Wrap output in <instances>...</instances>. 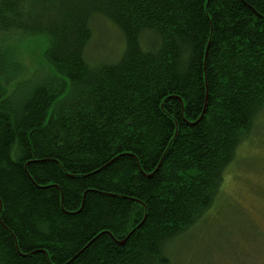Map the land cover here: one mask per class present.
Instances as JSON below:
<instances>
[{
	"label": "trees",
	"instance_id": "16d2710c",
	"mask_svg": "<svg viewBox=\"0 0 264 264\" xmlns=\"http://www.w3.org/2000/svg\"><path fill=\"white\" fill-rule=\"evenodd\" d=\"M263 111L264 0H0V264H169Z\"/></svg>",
	"mask_w": 264,
	"mask_h": 264
},
{
	"label": "rangeland",
	"instance_id": "374dc122",
	"mask_svg": "<svg viewBox=\"0 0 264 264\" xmlns=\"http://www.w3.org/2000/svg\"><path fill=\"white\" fill-rule=\"evenodd\" d=\"M94 30L95 46L89 57L117 58L123 46L118 33L100 21ZM47 42L45 35L36 33L14 41L13 47L17 50L20 45L17 52L26 63L22 78L45 72L63 77L45 58ZM98 52L110 55L98 58ZM167 253L169 264H264V111L257 115L250 134L225 168L210 208L185 234L168 244Z\"/></svg>",
	"mask_w": 264,
	"mask_h": 264
}]
</instances>
